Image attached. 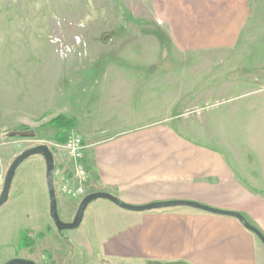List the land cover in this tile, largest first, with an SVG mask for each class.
I'll return each mask as SVG.
<instances>
[{
	"label": "crops",
	"instance_id": "0c3cea01",
	"mask_svg": "<svg viewBox=\"0 0 264 264\" xmlns=\"http://www.w3.org/2000/svg\"><path fill=\"white\" fill-rule=\"evenodd\" d=\"M91 1L55 0L52 4L56 5L58 15L62 9H77L83 3L88 6ZM140 2L147 13L142 16L145 19L137 16L132 20L136 25L132 30L138 36H148L151 45L113 49L109 43L118 38L123 28L108 29V18L104 23L101 17L89 18L85 14L86 19L79 22L82 25L76 27L79 32L63 36L55 29L51 33L45 31V10L53 9L50 2L0 0V121L18 122L14 128L0 133V168L2 161L9 159L12 163L28 148L25 143L30 138L9 134L33 132L29 122H43L45 111L56 114L60 98L61 102L67 100L61 111L69 117L71 131L85 146L86 195L104 192L131 206L193 202L238 213L264 236V132L260 134L258 149H237L212 137L205 140L208 133L200 132L196 124H188L189 115L199 108L197 104L206 102V107L213 108L214 105L207 104H211L209 99L214 91L203 96L205 77L189 75L191 64L188 65L187 58L229 56L250 18L249 1ZM145 24L152 26L153 31L159 28L158 31L165 32L167 48L162 47L156 32L140 30L138 25ZM66 39L72 43L65 42ZM49 44L53 56H70L67 61L71 65L58 66V71H53V66L45 69L44 57L52 55L50 50L45 52ZM253 54L244 51L245 57ZM173 57L179 60L173 61ZM234 75L235 71L231 79L228 76L227 90L245 91L227 101L243 98L247 116L257 111L264 118L263 77L258 79L251 74L237 82ZM205 76L209 83L215 77ZM140 105L144 106L142 110ZM177 110L179 117L173 115ZM239 111L229 107L227 119L234 120ZM54 144L49 149L54 159V195L57 204L58 193L63 210L64 221L60 220L70 223L79 201L73 213L69 212L61 185L80 184L70 176L73 161L60 145ZM248 151L252 153L251 161ZM39 157L36 162L44 167L45 182V165ZM5 174H0L1 187ZM254 174L257 179L250 177ZM46 194L43 192L41 204L47 208V187ZM87 208V214H83L87 223L82 230L84 245L73 240L74 249L68 252L72 255L75 250L79 254L88 249L89 264H264L262 242L232 217L189 207L131 212L106 200L93 201ZM41 228L28 229L32 245L18 249L11 259L67 264V255L59 256L54 247L56 253L43 250L49 251V257L41 254L37 246L39 235L43 236L39 241L44 240ZM47 229L50 234L63 237V232L56 228Z\"/></svg>",
	"mask_w": 264,
	"mask_h": 264
},
{
	"label": "rangeland",
	"instance_id": "374dc122",
	"mask_svg": "<svg viewBox=\"0 0 264 264\" xmlns=\"http://www.w3.org/2000/svg\"><path fill=\"white\" fill-rule=\"evenodd\" d=\"M38 1H43L45 4L50 2L52 4V2H54L55 0ZM248 1L251 12L250 18L245 25V28L243 29L237 44L233 47V51L230 52L229 56L222 55L209 58L189 56L187 58L188 65L191 64L189 65L190 67L188 69L189 75L196 78L197 74H200L202 76L204 75L205 77L203 78L205 79V82H203L202 87V91L204 92L203 96L208 95L212 90L214 91L209 99V103L211 104H207L214 105L213 108L209 106H207V108L205 106L206 102L199 103V105L197 104V106L195 105L199 108H196V110H194V114L189 115L188 118L190 119H188V124H193V126H195L196 124L201 129L200 132L205 131L206 134L208 133L205 140H208L209 137H212L214 140L219 141L221 144H226L229 142L237 149H242L243 147H255L256 149H258L261 142L260 134H263L264 132V118H261L260 113L257 111H255V115L247 116L243 110V98L237 99V101H231V103L227 101L234 95L238 96L240 93H244L245 91L243 90V88L237 91L227 90V79L229 75L230 79L232 78L233 71H235L236 75H234V77L236 78L237 82H242L251 74L252 76L258 77V79H260V76H262V79L264 81V0ZM80 2L77 4H80ZM52 7L53 9L51 11H48L47 9L45 10L44 18V28L45 31H48L49 33H51L52 30L54 31V29L57 30V32L62 33L63 36H67V32L78 33L79 31L76 30V27L82 25L79 22L83 21V19L85 20L86 18L84 17V15L88 14L89 18L101 17L104 23L105 19L108 18L109 23H111L110 25L106 26L109 27L108 29L117 28L119 30V27L123 28L121 30V34L118 32V38H115L111 43H109V48L128 49L132 48L133 44L134 46L138 45L137 48H140L139 46L146 47L147 45H151L147 40L148 36L146 37V35L143 34L147 31V29L150 30V33L156 32V37L160 36L159 39L162 47H168L165 32L158 31L159 28L153 31L152 26L150 25H138L140 30L143 32L141 33V35L143 34V37L140 35L138 36L137 33L132 30L133 27H136V25L133 24L132 20H134V18L137 16L145 19L143 18V15L147 13L145 6L140 2V0H92L90 2V5L88 6L83 3L80 4L79 8L77 9H73V7L62 9L60 10V13H58V15L55 14L56 5L52 4ZM115 18L117 21L115 20ZM115 22H118V24L116 25ZM64 41L67 43L71 42L67 39ZM46 44L47 43L45 42V49ZM47 46L48 49L45 50V52L50 50V53L52 55L44 57L45 69H51L53 66V71H58V66L67 68L69 65H71L67 61L70 56L60 57L57 54L53 56V53L51 52L53 48L50 46V44ZM245 50L254 52L253 56L250 57L248 55L245 57ZM171 59L173 61L179 60L178 57H173ZM201 60H203L202 63ZM210 60L213 63H211ZM221 62H224L225 64L227 63L229 65L223 66ZM209 65H215L216 68L211 70ZM217 66L221 67L217 69ZM232 66H234V68H232ZM206 74L215 76L214 78H212V82H207V80L210 79H206ZM211 86H213V89L211 88ZM59 99L58 102L60 106H55V108L58 109L56 114L52 113L51 111H45V119L43 122H29L28 127L33 130L34 135L27 137L30 138L27 140V143H25L28 146L27 149L38 145H46L49 149H53V145H55L54 143H57L58 145H60L61 149L68 155L67 151L64 149V146L69 138L77 135L71 131V126H69L70 124L68 123L69 117L63 114V112L61 111L62 107L66 105L67 100H63V102H61L59 101ZM72 101L73 100H71L70 102ZM229 107H236L240 109L239 113L235 116V119L230 121L226 117ZM143 108L144 106L140 105V109L142 110ZM173 115L175 117H179L178 110L175 111ZM49 117L50 119H48ZM54 121L55 123H52ZM177 123L178 120H175L173 122V125L176 126ZM16 125H18V122H16V120H1L0 133L3 134L4 132L9 131L10 128H14ZM59 126L60 128H58ZM55 128L57 129V131H55ZM252 134L253 137L251 138ZM215 146L216 145L213 144V147ZM217 147L219 146L217 145ZM224 153L226 156L228 155L226 152ZM251 154L249 152L248 155L250 156L248 158V161H251ZM84 155L85 154L83 153V161ZM36 158L40 157L32 156L21 163V165L17 168L10 189V197L8 198L7 202H5L0 207V264L7 263L8 261H10L9 259H11L12 256H14L15 254L17 255L18 249H20L19 231L24 230L23 232L28 236V229L34 230L37 227H43V229L41 228V233H43L44 235V240L40 242L39 239L43 236L39 235V239H37V246L40 247L38 249L39 251L43 252L41 254H44V257H49L50 253L49 251L45 252L43 250H50L51 253H56L54 252V250H52V247H54L55 250H57V254L59 256L62 257L67 255V264H89L91 258L87 256V253L89 254L88 249H86L85 252L79 253L80 255L77 254L75 250L72 255L68 252L69 250L73 251L74 249L72 247L73 240H77L84 245L85 237L82 230L84 229L85 224H87L86 215H83L82 222L77 229L63 231V237H59L58 235L54 236L53 233H49V230L47 228L50 227L53 229L55 227L50 217L48 216V199L47 208L45 203V206L41 204L43 202V192L46 194V181L44 182V167L41 165V163L36 162ZM68 159L73 161L70 156L68 157ZM83 161H81L82 165ZM2 162L3 167L2 169L0 168V172L2 174H5L11 162L9 159H6ZM251 167H253V165ZM251 170L254 171L255 169L252 168ZM256 172H258V169H256ZM70 176H72L71 173ZM0 177L2 178L1 175ZM250 177H254L255 179H257V177H255V174L251 175ZM1 189L2 187L0 186V192ZM56 196L58 199V217L59 219L64 221L63 210L60 205L61 202L57 192ZM75 200L77 201H74V199H71L69 197H64L63 202L66 205L65 208L68 209V211L71 213H73L77 202H80L79 199ZM88 208L87 210L85 209V214H87L89 210ZM45 210L47 211V214ZM44 216L47 221L48 227H45L46 224L44 221ZM34 234L36 235L35 232ZM28 237L30 238V236ZM30 241L32 242V240Z\"/></svg>",
	"mask_w": 264,
	"mask_h": 264
},
{
	"label": "water",
	"instance_id": "95a60500",
	"mask_svg": "<svg viewBox=\"0 0 264 264\" xmlns=\"http://www.w3.org/2000/svg\"><path fill=\"white\" fill-rule=\"evenodd\" d=\"M33 135L34 133L32 131L19 132V133L13 132L9 134V137H14V136L30 137ZM32 156H41L43 158L45 165V181H46V187H47L48 199H49V217L58 232L77 229L81 224L83 214L87 206L96 200H106L121 209L131 212H147V211L161 210V209L174 208V207H189L192 209H197L212 214L232 217L237 219L245 229L253 233L264 245V236L254 226L249 224L242 215L235 212L216 210V209L208 208L203 205H199L197 203L186 202V201L156 202L143 206H131L122 203L117 198H115L114 196L108 193L93 192L87 194L81 199L72 221L70 223H64L58 217L57 204L54 195V187H53L54 159L52 153L50 152L49 148L46 145H38L29 148L23 151L21 154H19L12 161L5 174L2 189L0 192V207L7 201L9 189L16 169L21 165V163H23L25 160H27ZM5 264H35V263L23 259H13ZM169 264H184V263H169Z\"/></svg>",
	"mask_w": 264,
	"mask_h": 264
},
{
	"label": "built area",
	"instance_id": "2783aa9c",
	"mask_svg": "<svg viewBox=\"0 0 264 264\" xmlns=\"http://www.w3.org/2000/svg\"><path fill=\"white\" fill-rule=\"evenodd\" d=\"M64 149L74 161L71 179H75L80 185L72 186L71 184L64 182L61 185L60 190L66 197L71 199H82L84 196H86L83 186L86 179V172L83 170V165L81 163V161H83L82 159L85 147L79 137L72 136L66 142Z\"/></svg>",
	"mask_w": 264,
	"mask_h": 264
},
{
	"label": "trees",
	"instance_id": "16d2710c",
	"mask_svg": "<svg viewBox=\"0 0 264 264\" xmlns=\"http://www.w3.org/2000/svg\"><path fill=\"white\" fill-rule=\"evenodd\" d=\"M52 123H55V121ZM58 128H60V126ZM19 236H20V242H19L20 248L30 247L32 245V242L30 241L31 239L26 235V233L21 232Z\"/></svg>",
	"mask_w": 264,
	"mask_h": 264
}]
</instances>
